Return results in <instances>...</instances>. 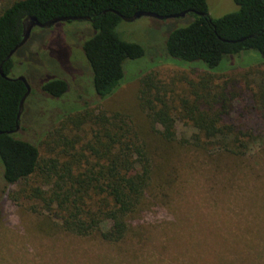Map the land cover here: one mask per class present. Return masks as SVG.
<instances>
[{"label":"trees","instance_id":"trees-1","mask_svg":"<svg viewBox=\"0 0 264 264\" xmlns=\"http://www.w3.org/2000/svg\"><path fill=\"white\" fill-rule=\"evenodd\" d=\"M207 1L0 0L4 76L10 77L14 65L12 57H6L21 41L27 18L43 23L87 16L94 33L83 42L82 51L91 71L95 103L103 101L122 86L126 68L146 55L140 44L123 40L117 32L118 25L126 22L121 16L139 11L161 16L185 12L173 18L189 20L165 36L162 57L201 74L190 80V98L169 99L167 89L148 73L138 78L141 86L134 113L70 109L33 143L15 137L14 131L17 126L21 129L24 109L19 121L16 117L25 85L0 73L1 178L4 186H17L8 196L15 202L29 201L45 226L113 245L142 227L149 207L159 203L151 198L158 192L166 196L181 151L209 158L264 154V128H259L264 118V0H232L236 9L219 18L209 16ZM254 75L257 80L250 78ZM237 84L244 85L242 90ZM41 90L60 99L68 85L55 79ZM244 100L253 114L249 125L229 117L234 104ZM178 122L190 127L187 135L179 134Z\"/></svg>","mask_w":264,"mask_h":264},{"label":"rangeland","instance_id":"rangeland-1","mask_svg":"<svg viewBox=\"0 0 264 264\" xmlns=\"http://www.w3.org/2000/svg\"><path fill=\"white\" fill-rule=\"evenodd\" d=\"M207 2L211 18L236 9L232 0ZM188 20L141 17L120 23L119 36L140 44L146 55L136 66L126 68L124 83L111 97L97 103L82 51L83 42L94 33L91 25L72 21L50 29L34 28L12 56L10 77L24 76L31 94L15 137L36 143L77 107L108 114L116 110L134 113L141 86L138 78L148 73L167 89L169 99L190 98V80L201 74L162 57L165 36ZM257 76L250 78L257 80ZM55 79L68 85L60 99L41 90L44 83ZM235 86L239 91L244 87ZM234 106L229 117L249 125L253 114L246 100ZM177 128L184 135L190 130L181 122ZM259 128H264V118ZM174 163L176 171L166 196L158 192L151 198L159 203L149 207L142 227L134 228L125 242L113 245L45 226L29 201L15 202L8 196L17 186H4L0 166V264H127L134 258V264H210L212 260L215 264H264V154L209 158L181 151ZM135 250L141 254H133Z\"/></svg>","mask_w":264,"mask_h":264},{"label":"water","instance_id":"water-1","mask_svg":"<svg viewBox=\"0 0 264 264\" xmlns=\"http://www.w3.org/2000/svg\"><path fill=\"white\" fill-rule=\"evenodd\" d=\"M185 15V12H182L180 14H173V15H166V16H161V15H157L151 12H146V11H139L136 12L135 14H133L130 17H125V16H121L122 20L126 21V22H132L136 19H139L141 17H151V18H156L159 20H163V19H168V18H177V17H183ZM91 19L87 16H71V17H58V18H54L52 20L46 21V22H39L35 17H29L25 20L24 24H23V35H22V39L19 42V44H17L15 46V48L7 55L6 60L10 59L12 57V55L15 53L16 50H18L21 46H23L30 38L31 35V31L35 28H42V29H49L50 27L54 26L57 23H61V22H68V21H90ZM0 73L4 76L2 69L0 68ZM6 79H17L21 82H23V84L25 85L26 88V92L23 95V97L20 100L19 103V110L17 113V121H19L21 114L23 112L24 109V103L25 100L27 98V96L30 93V86L26 80V78L24 76H18L16 78H11L9 76H4ZM18 130V126L16 127V129L14 131ZM1 133V132H0Z\"/></svg>","mask_w":264,"mask_h":264}]
</instances>
